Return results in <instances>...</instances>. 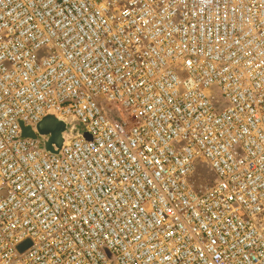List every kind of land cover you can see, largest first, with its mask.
Returning <instances> with one entry per match:
<instances>
[{"label":"built area","instance_id":"built-area-1","mask_svg":"<svg viewBox=\"0 0 264 264\" xmlns=\"http://www.w3.org/2000/svg\"><path fill=\"white\" fill-rule=\"evenodd\" d=\"M0 264H264V0H0Z\"/></svg>","mask_w":264,"mask_h":264},{"label":"water","instance_id":"water-1","mask_svg":"<svg viewBox=\"0 0 264 264\" xmlns=\"http://www.w3.org/2000/svg\"><path fill=\"white\" fill-rule=\"evenodd\" d=\"M37 131L41 135H48L49 138L44 142V149L50 153H60L62 147L74 136L82 135L85 139H90L88 131L78 130L76 120H63L57 118L50 112L44 120L37 125ZM21 136L24 138H36L37 133L30 126H22ZM31 245L30 241L24 242L20 249L23 251Z\"/></svg>","mask_w":264,"mask_h":264}]
</instances>
